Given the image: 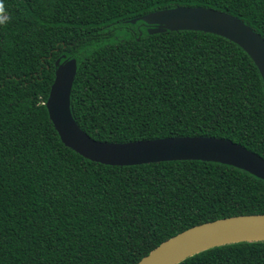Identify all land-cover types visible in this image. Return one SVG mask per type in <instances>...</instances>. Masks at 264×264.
Masks as SVG:
<instances>
[{"label": "trees", "instance_id": "trees-1", "mask_svg": "<svg viewBox=\"0 0 264 264\" xmlns=\"http://www.w3.org/2000/svg\"><path fill=\"white\" fill-rule=\"evenodd\" d=\"M219 10L264 39V0H0V264H137L195 225L264 213V180L227 164L112 166L60 140L45 105L74 59L71 113L101 142L212 136L264 158V85L240 46L134 18ZM178 264H264V241Z\"/></svg>", "mask_w": 264, "mask_h": 264}, {"label": "water", "instance_id": "water-1", "mask_svg": "<svg viewBox=\"0 0 264 264\" xmlns=\"http://www.w3.org/2000/svg\"><path fill=\"white\" fill-rule=\"evenodd\" d=\"M150 34L195 30L217 34L240 46L259 70L264 85V39L245 22L219 10L179 6L134 18ZM74 59L56 62L46 107L63 144L93 162L112 166L201 160L234 166L264 180V158L230 140L212 136H176L128 142H101L87 135L71 113ZM264 241V213L220 218L190 227L163 241L137 264H178L203 250L238 242Z\"/></svg>", "mask_w": 264, "mask_h": 264}]
</instances>
